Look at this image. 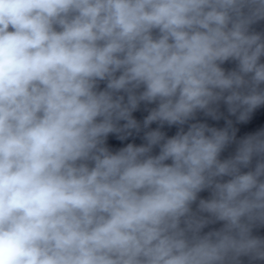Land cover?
<instances>
[{"label":"clouds","instance_id":"1","mask_svg":"<svg viewBox=\"0 0 264 264\" xmlns=\"http://www.w3.org/2000/svg\"><path fill=\"white\" fill-rule=\"evenodd\" d=\"M262 20L264 0H0V264H264V122L235 126L264 109Z\"/></svg>","mask_w":264,"mask_h":264},{"label":"water","instance_id":"2","mask_svg":"<svg viewBox=\"0 0 264 264\" xmlns=\"http://www.w3.org/2000/svg\"><path fill=\"white\" fill-rule=\"evenodd\" d=\"M252 30L255 32H259V33H264V20L259 21L256 24L252 25ZM155 34L156 33L154 32V35ZM261 62H264V57L261 58ZM222 67H224L226 70L234 69L236 67V62L235 61L226 62L224 65H222ZM100 87L103 88L104 84L101 83ZM152 107H154V105L141 104L140 110L134 113V116L137 119L142 120V118L148 114L146 109H150ZM221 111L224 112V115L227 116L229 119H232L235 124V117L228 116L226 107L223 104H221ZM197 120L202 121V122H207L210 126H216V127H223L225 123L224 119H221L220 121H213L211 120V118L205 117L203 113H198ZM262 122H264V109H258L253 114L252 118L249 120L247 124H235V126L238 127L240 130L238 132V138L242 137L245 134L258 130L262 126ZM151 127L155 128L156 125L154 124ZM186 127L187 126H185V128ZM162 130L165 131L167 135L171 136L175 134V132L177 131V128L175 126H173L172 128H168L167 126H165V128ZM109 142L115 150V148L121 147L128 142H134L136 144H140L142 141L140 140V138L134 136V137L129 138L128 141H124V142H119L115 140V138L110 137ZM234 149H235V145L230 146L224 153H222L221 158H226L228 155L234 152ZM156 153H158V149L154 150V154ZM253 163H255V161ZM244 171H247V169H244ZM208 196H209L208 191H204L200 193L201 198H208ZM195 207L196 205L194 204L193 208L195 209ZM220 227H222V222H218L216 224L207 226L203 230V232H208L213 229H219ZM253 235L264 237V227L254 229ZM243 261H244V264H248L247 258H243Z\"/></svg>","mask_w":264,"mask_h":264}]
</instances>
